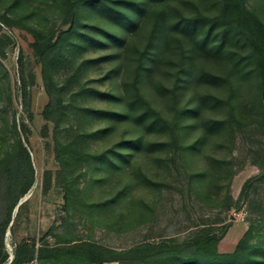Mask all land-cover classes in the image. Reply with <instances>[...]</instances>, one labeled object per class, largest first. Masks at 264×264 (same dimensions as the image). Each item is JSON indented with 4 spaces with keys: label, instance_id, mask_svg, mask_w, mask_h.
Segmentation results:
<instances>
[{
    "label": "trees",
    "instance_id": "16d2710c",
    "mask_svg": "<svg viewBox=\"0 0 264 264\" xmlns=\"http://www.w3.org/2000/svg\"><path fill=\"white\" fill-rule=\"evenodd\" d=\"M54 4L60 24L67 27L58 34L52 29L48 37L40 22L30 28L48 94L47 118L59 126L78 96L75 91L67 97L68 82L61 81L57 73L68 61L67 53L75 41L93 37L83 32L85 27L98 29L114 41V49L103 56L112 58L107 75L120 69L123 72L118 91L97 90L112 104L85 108L103 123L98 129L103 149L91 155L95 172L100 173L94 172L93 181L109 197L91 203L78 201L75 207L114 209L136 185L162 191L169 186L173 171L182 176L173 164L188 158L207 159L203 167L185 174L189 190L204 200L216 201L221 188L226 187L224 199H232L229 184L233 170L226 168L229 161L208 153L222 130L233 128V121L243 124L248 118L264 119V0H54ZM37 11L35 8L32 13ZM96 13L105 26L89 21ZM252 88L254 102L250 105L247 95ZM221 111L228 117H219ZM116 133L119 137L109 143ZM86 136V132L77 131L63 141L56 138L67 180V205L75 203L71 202L74 171L69 167ZM156 153L159 165L153 161ZM261 167L263 172L255 180H264V164ZM224 168L228 169V181L221 185ZM252 180H246L241 195L248 197L246 189ZM30 185L31 181L18 189L14 204ZM134 208L135 204L130 211ZM7 225L6 221L2 231ZM219 240L217 232L204 227L184 238L175 234L121 249L91 239L58 236L55 244L47 240L38 247L20 244L11 264L34 260L38 264H264V219L250 221L234 251L221 252ZM0 246L1 263L8 255L2 251L3 237Z\"/></svg>",
    "mask_w": 264,
    "mask_h": 264
},
{
    "label": "rangeland",
    "instance_id": "374dc122",
    "mask_svg": "<svg viewBox=\"0 0 264 264\" xmlns=\"http://www.w3.org/2000/svg\"><path fill=\"white\" fill-rule=\"evenodd\" d=\"M35 8L38 11L33 14ZM58 13L54 0H0V238L4 240L2 251L8 253L0 264H11L22 243L38 247L47 240L55 244L58 236L91 239L121 249L175 234L184 238L192 230L203 227L218 233L221 252L234 251L250 221L264 219V180H255L263 172L264 119L248 118L243 124L233 121V128L223 129L208 153L229 161V166L225 165L233 170L229 184L232 199H224L226 187L221 188V197L216 201L204 200L189 190L185 174L203 167L207 159L188 158L172 163L181 169L182 176L173 171L169 186L162 191L136 185L114 209L91 211L85 206L78 209L75 207L78 201L91 203L109 197L103 187L93 181L96 163L91 155L103 149L104 140L98 132L103 123L85 108L112 104L97 90L118 91L122 88L123 72L120 69L107 75L112 58L103 56L114 49V41L98 29L85 27L83 32L93 37L84 36L75 41L67 53L68 61L59 66L57 73L61 81L68 82L67 97L75 91L78 96L69 104L59 126L47 118L44 108L48 94L30 28L40 22L39 26L46 29V37L52 29L58 34L67 27L60 24ZM89 21L105 26L97 13L91 15ZM253 93V88L248 89L250 105L254 102ZM165 106L169 108V103ZM217 115L228 117L225 111ZM77 131L86 132L87 136L69 167L74 171L71 202L75 203L67 205V180L57 155L56 138L63 141L74 137ZM117 137L118 133L108 142ZM158 154L153 160L155 165L160 164L156 159ZM162 155L168 153L162 152ZM228 169L222 171L221 185L227 184ZM249 178L254 180L246 189V194L250 193L247 197L241 192ZM29 181L30 187L14 204L16 192ZM134 204L136 209L130 211ZM239 210L245 212V220L234 215ZM6 221L8 225L2 231ZM103 264L121 263L107 261Z\"/></svg>",
    "mask_w": 264,
    "mask_h": 264
},
{
    "label": "built area",
    "instance_id": "2783aa9c",
    "mask_svg": "<svg viewBox=\"0 0 264 264\" xmlns=\"http://www.w3.org/2000/svg\"><path fill=\"white\" fill-rule=\"evenodd\" d=\"M234 215L239 220H245L246 219V215H245V212L243 210L235 211Z\"/></svg>",
    "mask_w": 264,
    "mask_h": 264
}]
</instances>
